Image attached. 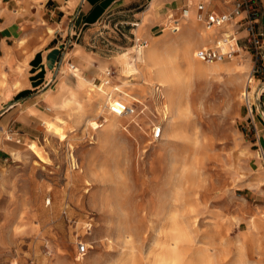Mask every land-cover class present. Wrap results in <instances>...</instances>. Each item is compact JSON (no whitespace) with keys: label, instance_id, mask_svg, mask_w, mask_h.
<instances>
[{"label":"rangeland","instance_id":"rangeland-1","mask_svg":"<svg viewBox=\"0 0 264 264\" xmlns=\"http://www.w3.org/2000/svg\"><path fill=\"white\" fill-rule=\"evenodd\" d=\"M181 27L142 56L133 35L110 31L115 52L97 85L65 64L86 90L29 110L40 129L0 159V264H264V169L243 157L254 127L242 97L251 48L202 63L195 51L213 45L216 27L196 17ZM125 53L138 71H123ZM59 84L68 90L65 76ZM113 98L137 113L110 114Z\"/></svg>","mask_w":264,"mask_h":264},{"label":"crops","instance_id":"crops-1","mask_svg":"<svg viewBox=\"0 0 264 264\" xmlns=\"http://www.w3.org/2000/svg\"><path fill=\"white\" fill-rule=\"evenodd\" d=\"M258 1L264 7V0ZM201 3L205 5L204 13L221 14L234 9L232 0H3L0 5V159L8 160L13 148L40 129V118L29 110L45 113V104L56 107V101L70 89L77 96L86 90L77 88L72 75L62 73L65 64L72 66L71 71L80 69L82 75L95 82L114 56L110 53L115 51L106 43L110 31L119 33L117 27L120 26L118 28L124 33L133 35V39L136 36L147 41L149 46L151 39L166 31L168 26L178 33L183 23L195 17L199 20L197 6ZM186 9L189 15L185 17ZM241 19L239 15L234 22L216 27L211 36L216 37L213 45L199 49L215 46L226 33L235 34L237 43L234 40L232 43L240 52L234 58L240 57L246 47ZM133 21H139V25L131 27ZM260 25L264 28V15ZM4 75L7 76L6 84L1 83ZM62 76L66 77L68 90L61 92ZM28 92L31 93L27 95ZM46 109L51 110V107L46 106ZM246 115L247 122L251 118L254 127L248 129L253 136L243 157H247L249 165L258 157L264 169V95L257 101L253 116L248 112ZM49 121L45 119L44 122L48 132ZM10 131L16 134L15 139L5 136ZM14 140L18 144L12 142ZM29 145L33 150L38 143Z\"/></svg>","mask_w":264,"mask_h":264},{"label":"built area","instance_id":"built-area-1","mask_svg":"<svg viewBox=\"0 0 264 264\" xmlns=\"http://www.w3.org/2000/svg\"><path fill=\"white\" fill-rule=\"evenodd\" d=\"M233 10L228 13L217 14L215 12L204 13L205 5L199 4L198 18L206 23L207 27H222V25L234 22V18L239 15L242 16V24L245 30L246 44H249L252 52L253 65L248 74V83L246 90L243 92L247 112L253 116L256 109V103L264 95V28L260 25L262 17L264 15V7H262L258 0H232ZM189 9L184 11V16L188 15ZM131 27H137L139 21H133L130 23ZM118 26V24H117ZM120 27V26H118ZM117 27L118 32L126 36V34ZM236 41L235 34H227L218 40L213 47L199 49L195 52V56L202 62L213 63L216 61H223L225 59H233L240 49H235V44L232 41ZM233 44V45H232ZM65 45V44H64ZM239 45V44H237ZM133 46L138 50H143L148 47V42L134 36ZM106 76L110 79L115 74L114 68H109L105 72ZM109 79L105 80V83H109ZM258 81V82H257ZM257 82V84H256ZM256 84V85H255ZM255 88L253 89V86ZM112 102L108 104V110L113 115H135L137 113V106L129 104L127 101L120 98H113ZM163 125L158 124L153 128V134L155 139L163 137ZM264 162V156H262ZM264 165V163H263ZM88 226H92V221L88 222ZM88 250V245L81 244L79 252L84 253Z\"/></svg>","mask_w":264,"mask_h":264},{"label":"bare ground","instance_id":"bare-ground-1","mask_svg":"<svg viewBox=\"0 0 264 264\" xmlns=\"http://www.w3.org/2000/svg\"><path fill=\"white\" fill-rule=\"evenodd\" d=\"M188 15H189V12H188ZM187 15V16H188ZM212 28V27H211ZM155 47V46H154ZM131 49H133V50H135V52L138 54V55H141V53L143 52V50H138L136 47H134L133 46V48H131ZM148 51V50H147ZM154 51H156V50H154ZM158 54V53H157ZM153 58V56L150 54V57H149V60H151ZM158 58V57H157ZM129 59V54L128 53H125L124 55H122L121 56V61H122V65H123V71L124 72H127V73H131V72H133V71H138V68H137V66L135 65V63H134V65H129V63H128V60ZM160 65H162L161 63H160ZM154 67V66H153ZM157 67V66H156ZM162 75V74H161ZM175 75V74H174ZM163 77H165V80H166V82H170V80H169V78L168 77H166V76H163ZM176 78V77H175ZM164 79V78H163ZM239 80H241V79H239ZM162 81H164V80H162ZM161 81V82H162ZM231 90V89H230ZM225 99H227V98H225ZM224 99V100H225ZM103 124H100V126H102ZM174 127H175V124L174 123H172V125H171V128H173L174 129Z\"/></svg>","mask_w":264,"mask_h":264}]
</instances>
